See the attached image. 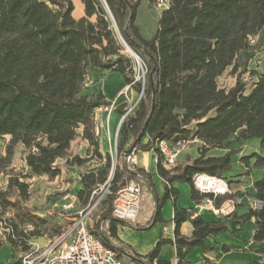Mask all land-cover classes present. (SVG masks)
I'll use <instances>...</instances> for the list:
<instances>
[{
	"label": "trees",
	"instance_id": "obj_1",
	"mask_svg": "<svg viewBox=\"0 0 264 264\" xmlns=\"http://www.w3.org/2000/svg\"><path fill=\"white\" fill-rule=\"evenodd\" d=\"M81 1L85 15L75 19L73 0H0V177L6 178L5 188L0 189V249L9 245L23 253L30 248L31 237L44 229L47 220L27 206L28 181L35 176L53 179L60 175L61 160L68 166L82 165L84 159L70 154L77 137L87 139L94 155L104 159L101 168L81 173L79 202L87 205L94 188L110 175L111 157L100 152L94 116L97 109L110 107L113 101L101 92H84L90 70L119 72L129 90L142 93L119 129L117 159L124 163L115 166L113 190L135 178L154 195L151 174L126 163L124 155L146 123L133 153L153 151L158 158L157 173L165 184L164 194L154 195L156 210L146 224L118 220L112 214L113 195L104 200L93 233L106 245L114 246L119 258L124 256L120 250H130L113 242L118 239V225L143 230L164 222V203L178 195L173 182L189 183L192 199L197 202L212 197L220 206L232 198L231 194H202L193 184L195 174L222 177L232 171V157L238 151L207 156L211 149L252 139L264 145V64L261 71H250L253 82L248 88L249 83L242 79L247 71L241 70L239 63L241 53L252 47L249 38L264 29V0H170V7L159 15L158 30L151 39H145L135 24L141 0ZM148 1L153 6L156 0ZM116 31L145 65L144 84L136 80V62L125 54ZM227 73L236 77L235 83L222 86L220 79ZM114 111L123 116L127 107L115 106ZM6 137L8 141L2 142ZM195 139L201 142L198 157L174 169L165 168L159 142L175 144ZM17 144L24 147L25 166L14 171L11 165ZM240 160L247 167L253 161L252 168L262 171L254 183V197L262 207L250 208L243 219H254L253 241L263 242L264 152H252ZM224 219L208 222L194 216L193 209L176 207L175 239H160L147 255H133L153 264L166 243L208 248L207 236L229 231ZM186 221L193 226L189 238L180 234V226Z\"/></svg>",
	"mask_w": 264,
	"mask_h": 264
},
{
	"label": "crops",
	"instance_id": "obj_2",
	"mask_svg": "<svg viewBox=\"0 0 264 264\" xmlns=\"http://www.w3.org/2000/svg\"><path fill=\"white\" fill-rule=\"evenodd\" d=\"M142 1L150 8H153L148 0ZM73 3V16L75 19H79L85 15L84 5L81 0H73ZM263 31L264 29L261 32ZM243 53H248V51L245 50L242 52L240 58ZM239 63L241 66L240 61ZM99 72H103V69H99ZM109 74V78L102 84V92L107 100L113 101V98L119 95L123 90L126 82L119 72H110ZM231 79H234L232 84L234 85L236 77L234 76V78ZM132 91L136 92L134 90ZM99 118L103 124V134L105 136V141L100 151L102 153H111L115 148L116 136L119 134L120 122L122 119L121 115L114 110L111 112L99 110ZM196 142L198 146L195 150L192 148L189 152L181 154L178 166L191 163L193 159L199 156V147L201 143L199 141ZM249 142H254L256 144H253V147H249ZM88 146V141L79 136L71 143L70 152L74 154H84ZM231 149L238 151L232 157L233 169L222 176L229 183L232 191V199L236 203L234 210L230 214H217L211 210L202 209L201 205H205V199L201 202L193 200L191 196V185L189 183L173 182L172 186L178 190V195L174 199H168L161 209V216L165 222H156L151 227L143 230L118 225V239L113 240V242H116L120 246L127 247L131 254L135 253L145 256L160 239H175V223L173 218L176 207L179 209H193L194 216H202L203 219L208 222H215L220 218H225L224 222L229 228V231L216 236H207L205 241L209 247L205 249L199 247H181L166 243L161 247L159 255L155 259L157 264H247L254 261L263 264L264 241H253V234L256 229L255 221L253 218L248 220L243 219V217L250 212L249 203L255 196L254 183L261 178L262 171L252 168L253 161H251L250 166L247 167L240 159L252 152H264V145L257 139L247 141L240 140L232 142L224 149H211L207 153V156H222ZM135 155V161L131 163V166L137 165V167H142L151 174V181L154 184V195L161 197L165 192V184L164 179L157 173V157L154 152L139 150L135 152ZM60 162H62V160ZM11 166L14 168V171L22 169L25 166L24 154L22 153L19 163L16 158L13 160ZM76 171V173H78L77 176H81L79 167L76 168ZM3 182L6 183V178H3ZM31 186L32 184L30 187ZM192 232L193 226L189 221L182 223L180 226L181 236L189 238ZM1 234L2 232L0 230V235ZM12 254H18L17 262L12 261ZM20 255L21 252L14 251L9 245H4L0 249V264H19ZM126 258L127 262L124 263V261L121 260L122 264H134V261L130 260L128 257Z\"/></svg>",
	"mask_w": 264,
	"mask_h": 264
},
{
	"label": "built area",
	"instance_id": "obj_3",
	"mask_svg": "<svg viewBox=\"0 0 264 264\" xmlns=\"http://www.w3.org/2000/svg\"><path fill=\"white\" fill-rule=\"evenodd\" d=\"M170 3V0H156L153 8L161 13L164 9L170 7ZM254 42L255 37H250L249 43L252 45ZM131 54L135 62L138 64L142 63L140 58L138 60L132 52ZM136 80L144 84L145 76L143 79L136 77ZM129 87L128 85V89ZM141 95L142 93L136 103L127 109V115L136 107ZM114 107L115 103L113 102L110 107L100 108V110L108 108L109 112H111ZM100 127L103 128V125H95V135L98 138L99 145L102 146L104 136L100 133ZM194 141L199 140L178 141L175 144H169L167 141L159 142V155L162 158L163 165L168 169L176 168L181 154ZM124 155L127 162L135 161V153H127L125 151ZM115 158L117 159L116 145ZM113 165H116V162ZM112 178L113 176H109L105 182L98 184L94 188L88 206L79 211L77 216L72 219V222L59 235L48 239L43 245L30 241V248L21 253L19 264H122L117 249L114 246L106 245L94 235L93 230L99 223L101 214L94 225L91 220V214L103 204L108 195H113L112 214L115 218L134 224H146L154 216L156 200L143 181L135 178L127 179L119 184V187L114 191ZM193 184L200 193L212 194L214 197H225L232 193L229 183L223 177L207 173L195 174ZM64 199H70L68 203L64 204V207L66 209L73 208L74 196L66 194ZM235 204L232 198H228L218 207L215 205L214 198L208 197L205 199V205L202 204L201 208L211 210L217 214H230L234 210ZM249 206L255 210L260 209L262 202L254 197L250 200ZM153 264H157L155 260Z\"/></svg>",
	"mask_w": 264,
	"mask_h": 264
},
{
	"label": "rangeland",
	"instance_id": "obj_4",
	"mask_svg": "<svg viewBox=\"0 0 264 264\" xmlns=\"http://www.w3.org/2000/svg\"><path fill=\"white\" fill-rule=\"evenodd\" d=\"M159 14L160 13L155 8L152 7L150 8L144 1L141 0L139 2L136 11L135 24L139 27L140 32L145 39H151L157 33ZM116 33L119 42L124 47L125 54L132 57L131 52L127 49V47L124 45L123 41L121 40L118 31H116ZM247 51L248 53H243L239 61L241 62L240 69L241 70L246 69L247 71L246 73L243 74L242 79L245 82L249 83L247 87L250 88L253 82L252 74L250 73V71L251 70L261 71L264 64V31L260 32L255 37V42L252 44L251 49ZM109 73L110 72L106 70H103V72H99V69L90 70L87 75L86 81L84 83V92L90 95H96L100 92L103 94L102 84L106 81L107 78H109L110 75ZM134 75L135 77H140L141 79H143V77L146 76V67L143 63L138 64L136 62ZM231 78H234V76L231 75L230 73H227L225 76H223L220 79V84L222 86L232 85L234 79ZM138 98H139L138 93L133 92L131 89L129 90L128 85H125L123 90L120 92V94L117 95L115 98H113V102L115 103V106H125L127 107V109H129L136 103ZM99 110L100 108L95 111L94 121H95V125L98 124L101 126L103 124L99 118ZM101 110L109 111L108 108ZM95 131L96 130L94 128V132ZM100 133L103 134V128L101 127H100ZM118 135L116 136L115 139L116 149H117ZM8 139L9 137H6L5 140H3L2 142H6L8 141ZM104 141H105V136H104ZM88 143L89 146L87 151L84 154L83 153L77 154L82 159H84L82 165L68 166L66 165L65 160H62V162L59 163L62 170L59 176H56L53 179L49 178L48 176H42V177L35 176L29 179L28 182L30 183V185L32 184V186L30 187V196L27 201V206L37 215L47 220V224L43 227L44 229L41 232L39 231L38 233H36L35 236L31 237L30 239L31 242H37L41 245L45 244L48 239L56 236L59 232L63 231L72 222V219H74L77 216L79 211H81L82 209L88 206L89 203L87 205H82L78 200L77 192L78 190L81 189L82 185H81V176H77L78 173H76L77 172L76 168L79 167L82 173V172H87L101 168L104 164V159L103 158L101 159L98 155L95 156L93 147L91 146L89 141ZM197 144L198 143L195 141L192 142L189 148L184 152V154L189 152V150L192 148L193 150H195V148L198 146ZM253 144L256 143L249 142V147H253L254 146ZM3 151L5 152V149H3ZM14 151L15 153L13 160L17 158L19 163L22 157V153H24V147L21 144H17L14 148ZM70 154L75 155L73 152H70ZM109 154L111 157V168H110V173H111L113 163L116 162L117 165L118 162L120 164L121 163L123 164L124 162L122 160H118L115 158V148ZM102 155L104 156L105 153H102ZM126 163L131 165L132 162L126 161ZM3 188H5V183L3 182V178L1 176L0 189ZM66 194H70L75 198V201L73 203V208L71 209H66L64 207V204L68 203L70 200V199H64V196ZM10 196L12 197L13 194L10 193ZM101 206L98 207L91 214V220L93 225L95 224L96 220H98V217L101 214ZM1 226H3V223ZM120 259L124 261V263L127 262V258L125 256L121 257ZM12 261H16V262L18 261V254L16 255L12 254Z\"/></svg>",
	"mask_w": 264,
	"mask_h": 264
},
{
	"label": "water",
	"instance_id": "obj_5",
	"mask_svg": "<svg viewBox=\"0 0 264 264\" xmlns=\"http://www.w3.org/2000/svg\"><path fill=\"white\" fill-rule=\"evenodd\" d=\"M120 36H121V34H120ZM121 38H122V36H121ZM122 40H123L124 45L127 47V49L129 51H131L133 53V55L139 60V56L130 48V46L125 42V40L123 38H122ZM154 107H155V102H153V104H152V109H154ZM126 115H127V113L122 117L121 122H120V126H121L122 122L124 121ZM146 125H147V123L145 124V127H146ZM145 127L142 129V131L140 132V134L138 135V137L133 141V143L130 146V148L127 149V153H132L134 151L136 145L140 142V140L142 139V137H143V135L145 133ZM115 166L116 165H113L112 166L110 176H113L114 170H115ZM120 252L124 256L128 257L130 260H132V261H134L136 263H139V264H148L146 261L140 259L139 257H136L135 255H133V254H131L129 252H126L125 250H120Z\"/></svg>",
	"mask_w": 264,
	"mask_h": 264
}]
</instances>
